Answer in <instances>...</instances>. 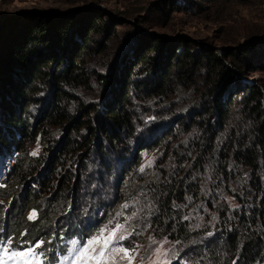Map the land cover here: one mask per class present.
Listing matches in <instances>:
<instances>
[{
	"label": "rangeland",
	"instance_id": "rangeland-1",
	"mask_svg": "<svg viewBox=\"0 0 264 264\" xmlns=\"http://www.w3.org/2000/svg\"><path fill=\"white\" fill-rule=\"evenodd\" d=\"M88 6L101 7L107 13V18L112 19L111 24H120L116 27L117 35L107 42L110 47L108 51L97 53L94 62L90 63L97 71L105 74H110L115 68L103 69L98 63L107 58L109 61L116 58L118 62L114 66H119L121 52L133 46L143 34L160 38L163 43L168 41L167 43L176 44L183 38L187 42L198 44L199 49L200 46L212 47L219 55L257 41L241 58L243 62L253 60L257 50L264 51V0H0V22L38 12L55 20L71 18ZM230 60L232 59L228 58ZM249 69L243 68L246 74L241 75L242 80L264 83V70ZM194 75L195 79L188 84L179 82L178 76L174 78L175 82L171 85L174 93L170 98H150L144 95L142 89L132 90L134 133L122 131L121 139L117 140V144L111 145L110 141L107 144L103 140L105 133L98 129L91 148H84L83 143H80L64 155L60 150L64 126H42V121H37L39 112L46 103L55 100V97L52 98L55 89L52 79L39 82L35 95L37 103L29 105L22 118L30 128L29 139H13L9 135L12 141L8 138V143L2 142L0 138V239L11 238L9 251L39 244L35 252H43L44 255L35 257L33 264H44L48 253L54 258L56 249L53 241L57 239L59 247L69 244V251L61 256L59 263L52 264H66L74 242L83 244L101 233L108 237L118 225H123L116 231L112 248L128 249L129 254L135 257L132 264H151L157 259V249L162 253L161 264H219L220 261L213 260L210 255V247L216 245L222 230L218 217L226 206L232 209L238 203L228 194L229 190L224 191L216 186L218 179L212 174L215 170L212 164L216 165V161L211 160L204 170H195L192 177L187 175L195 156L191 142L199 140L202 133V128L198 125L206 126L214 122L209 120L210 113H201L206 106L209 107L208 102H205L208 87L204 70ZM98 76L88 72L83 83L64 88L68 94L66 99H62V96L56 98L67 112L79 116L80 122H84V126L79 123V129L72 132L73 137L80 142L83 137L85 140L86 137L90 138L96 129L95 123L99 121L101 110L111 95V82L104 84L103 79ZM143 78L147 79L148 74L145 73ZM95 106L98 108L94 111ZM171 115L182 119L173 129L170 128ZM185 123L190 124L189 129H186L187 125L186 128L183 126ZM230 127L220 133L219 146L223 142L221 136L226 138L224 133ZM5 133L7 135L8 131ZM101 139L102 146L98 144ZM16 144L22 149H17ZM8 148L11 150L6 152ZM102 153H106L105 157ZM218 155L217 151L215 156ZM30 163H34V166L39 164L40 170L48 179L55 177V187L48 190L47 194L43 187L32 183L37 196L42 198L37 203L39 207L44 206L43 209L47 210L51 202L56 206L55 218L51 223L41 217L39 209L31 208L28 211V223L38 219L41 223L47 222L45 233L34 239L28 237L26 229L22 232L15 231L17 234H14L7 227L8 221L14 219L18 201L23 200V189L27 183L25 181L18 186L14 178L19 168ZM176 177H186L187 181L194 182L197 186V191L189 188L190 193L185 197L188 199L186 205H177V210L185 218L182 225L186 224L187 228L192 229L193 240L190 241L175 238L179 235L178 232H174V237L171 238L161 237L160 229L152 221L157 204L149 189L160 181H175ZM69 179L76 190V196L59 201L61 192L56 193L58 183ZM69 220L74 223L72 231L59 236L62 228L68 226ZM82 225L89 233L82 232ZM163 253L167 255L164 256ZM122 255L123 253L116 256L114 264H129L127 258H120ZM109 264L113 262L109 260ZM256 264H264V261Z\"/></svg>",
	"mask_w": 264,
	"mask_h": 264
},
{
	"label": "trees",
	"instance_id": "trees-1",
	"mask_svg": "<svg viewBox=\"0 0 264 264\" xmlns=\"http://www.w3.org/2000/svg\"><path fill=\"white\" fill-rule=\"evenodd\" d=\"M107 16L101 7L88 6L71 18L55 20L38 12L0 22L2 142L9 143V135L13 139H29L30 128L22 118L27 107L37 103V84L47 81L48 78L52 79L55 85L52 94L55 100L46 103L44 109L39 112L37 121H42V126H64L63 142L60 146L64 155L80 143H83L84 148H91L98 129L105 133L103 140L107 144L110 141L111 145L117 144V140L121 139L122 131L129 130L134 133L132 122L135 112L131 110L133 91L142 89L144 95L150 98H170L174 93L171 86L175 82L174 78L178 76L179 82L192 83L194 74L204 70L208 87L205 102H208L209 107L206 106L208 108L203 109L201 113H210L209 120L214 122L206 126L197 123L201 126L202 133L199 140L191 142L195 156L187 175L192 177V172L204 170L211 160L216 161V165L212 164L215 169L212 174L218 179L216 186L224 191L229 190L228 194L238 203L237 207L230 209L226 206V209L221 211L218 222L222 230L216 245H212L215 247H210V255L213 260L220 261L219 264H256L258 261H264V83L241 79V75L246 74L243 72L244 67L250 68L251 71L264 70V51L257 50L253 60L243 62L241 58L257 41H251L235 50L229 49L228 54L219 55L212 47L200 46L199 49L198 44L187 42L183 38L176 44L167 43L168 41L163 43L160 38L143 34L133 46L119 54V66L115 67L118 62L116 58L112 61L107 58L98 63L103 69L115 68L110 74H105L97 71L90 63L94 62L97 53L108 51L110 47L107 42L117 35L116 27L120 24H111L112 19ZM228 58L232 60L228 61ZM88 72L99 75L104 84L111 82L113 89L111 87V95L101 110L99 121L95 123L96 129L90 138L86 137L85 140L83 137L84 141L80 142L72 135L75 129H79V116L67 112L56 98L62 96V99H66L68 94L64 88L80 85L85 81ZM145 73L148 74L147 79L143 78ZM97 108L95 106L94 111ZM169 119L172 120V129L182 121L181 117L175 115H171ZM83 124L84 122L81 126H84ZM189 125L183 124L186 129L190 128ZM228 126L231 127L224 133L226 138L221 136L223 142L219 146L218 137ZM9 140L12 141L11 138ZM103 140L98 143L100 146ZM15 147L22 149L18 144ZM102 148L104 151V147ZM9 150L11 149L5 151ZM217 151L218 157L215 156ZM132 153L135 154L134 151ZM105 154L102 153V156L105 157ZM36 166L30 163L18 169L14 181L18 186L27 182L23 189L25 198L20 194L23 200L20 199L14 209V219L6 220L9 223L8 230L17 234L16 232L26 229V234L28 233L31 239L44 234L45 225L47 222H53L56 214V206L52 202L47 210L43 209L44 206L37 205L42 198L37 196L32 183L43 187L47 194L48 190L55 187V177L48 179L40 170V165ZM76 176L80 179L79 175ZM186 177H176L175 181L169 182L160 181L149 189L157 204L152 221L154 220V226L160 229L161 237L171 238L174 237V232H178L179 235L175 238L193 240L192 229L187 228L186 224L182 225L185 218L183 213L177 210V205H186L188 199L185 197L190 193V189L197 191L194 182L187 181ZM62 181H59V188L56 190V193L61 192L59 201L76 196L71 180ZM15 182L10 184V187ZM31 208L39 209L41 217L47 222L41 223L38 219L28 223L30 221H27V213ZM189 210L191 211V207ZM188 214L191 216L190 212ZM73 226L74 223L69 220L68 226L62 228L61 233L72 231ZM81 230L89 233L83 225ZM53 242L56 245L58 241L56 239ZM50 255L48 253L46 257Z\"/></svg>",
	"mask_w": 264,
	"mask_h": 264
},
{
	"label": "snow or ice",
	"instance_id": "snow-or-ice-1",
	"mask_svg": "<svg viewBox=\"0 0 264 264\" xmlns=\"http://www.w3.org/2000/svg\"><path fill=\"white\" fill-rule=\"evenodd\" d=\"M215 219V218H214ZM123 225H118L111 235L104 237L103 233L96 237L90 238L83 244L74 242L71 250V255L68 257L66 264H109L111 260L114 264L116 256L121 259L127 258L129 264H132L134 256L129 254V250L125 248H112L115 242L116 231L121 229ZM124 239V237H120ZM11 243V238L0 239V264H33L35 257L44 255L43 252L36 253L35 249L39 244L30 245L25 249H12L9 251L8 245ZM98 246V247H97ZM166 256V253H163ZM157 259L151 264H161V250L156 251ZM167 264V262H165Z\"/></svg>",
	"mask_w": 264,
	"mask_h": 264
}]
</instances>
